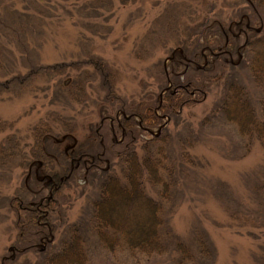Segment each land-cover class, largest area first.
Returning a JSON list of instances; mask_svg holds the SVG:
<instances>
[{
  "label": "rangeland",
  "instance_id": "374dc122",
  "mask_svg": "<svg viewBox=\"0 0 264 264\" xmlns=\"http://www.w3.org/2000/svg\"><path fill=\"white\" fill-rule=\"evenodd\" d=\"M247 5L246 0H0V83L17 76L6 87L12 90H0V120L12 123L0 131V148L12 134L21 152L0 164V264H47L45 257L58 250L74 223L80 224L84 239L83 264H176L173 244L162 257L151 259L110 254L88 223L90 202L103 178L94 173L103 167L118 173V153L138 149L160 130L172 133L171 155L179 150V138L189 137V131L198 135L188 147L193 164L176 161L185 170L175 174L167 205L169 226L193 256L188 264H209L199 254L196 228L214 250L211 264H262L264 146L221 118L201 124L230 80H239L253 95L262 91L248 76L244 53L241 63L239 52L208 63L207 50L195 48L199 57H191L188 50L208 35L216 43L223 32L221 22L235 23ZM248 13L242 16H249L260 28L258 34H264V24ZM173 52L208 66L202 72L186 61L176 66ZM187 80L206 91L176 115L161 114L155 107L171 81ZM150 108L161 123L144 128L134 116L139 126L132 125L131 136L113 121ZM44 123L51 128L46 145L53 166L42 171L28 154L33 127ZM70 151L100 157L102 166L81 163L62 176L59 194L51 199L49 218L55 229L41 237L24 213L18 214L15 199L29 203L52 197L38 181L46 182L50 170L71 166ZM146 193L156 197L148 186Z\"/></svg>",
  "mask_w": 264,
  "mask_h": 264
},
{
  "label": "trees",
  "instance_id": "16d2710c",
  "mask_svg": "<svg viewBox=\"0 0 264 264\" xmlns=\"http://www.w3.org/2000/svg\"><path fill=\"white\" fill-rule=\"evenodd\" d=\"M246 1L248 3L245 9L246 13H239L241 17L231 26L232 28L228 26L229 24L221 22L223 42L221 38H217L216 43H213L212 36L216 37L208 35L205 37L204 43L200 42L199 45H195L194 49L191 48V45L187 47L191 57L200 56L201 53L199 51L195 53L196 50H207L208 63L225 55L238 54V52V61L241 63L243 59L240 56L245 54L243 62L248 68V76L262 91V95H253L243 83L233 77L234 80H230L225 86L219 103L203 118L201 124L205 125L216 118H221L236 126L241 136L249 140L256 137L264 146V34H258L260 28L251 24L249 16H242L247 15L249 11L248 14L253 16L258 24H264V0ZM214 27L217 26L208 25V28ZM211 41L213 47L210 45ZM171 60L172 63H176V66L181 61H186L187 65L194 64L199 72L204 71L208 66L202 67L195 60H185L182 52H173ZM229 65L234 67L232 64ZM46 69L49 70L48 67ZM16 77L12 75L8 80L0 83V90L2 88H5L3 90L6 91L12 90V86L6 87L15 82ZM195 87V84L193 82L191 84L190 80H187L186 83L171 81V85L165 89L161 97V104L155 108L161 114L171 112V116L176 115L174 112L178 111L183 104L193 100L197 93L202 96L203 91H206L202 84L201 87ZM110 92L111 89L109 94L112 95ZM183 96L188 98L185 99ZM144 112L130 113L129 117H123L119 121L113 119V121L116 122L119 129H122V133L124 132L128 136L135 132L132 125L138 122L134 116H139L140 123L142 122L141 125L144 128L157 126L161 123V118L155 114L152 108L148 111L146 109ZM11 125L10 122L0 120V131ZM136 125L139 126V122ZM32 130L33 142L29 148L28 157L31 162L36 164L37 168L43 171L48 166H53L46 145V137L49 136L51 128L44 123L36 125ZM143 130L141 129V131ZM171 135L172 133L161 130L159 134L143 141L138 149L132 147L118 153V161L121 164L118 173L114 172L112 168L105 170L104 167L103 170L94 173L93 176L98 178L103 175V178L99 183L95 197L90 202L88 223L94 230L101 246L110 254L126 253L131 257L138 254L145 259H151L162 257L168 251L170 244H173L176 257H178L176 264L192 262L190 260L193 256L190 254L189 247L174 234L168 224L167 211L169 208L167 205L172 202L171 189L177 183L175 174L183 173L185 170L178 166L176 161L193 164L188 147L192 140L198 138V135L189 131V137L179 138L177 144L179 150L175 155H171L169 151V143L173 139ZM4 140L5 145L0 148V164L9 157L16 158L21 154L14 135L5 136ZM248 145L249 142H245V148ZM67 157L72 159L71 166L64 167L58 172L50 170L46 182L38 181L39 184H42V188L53 192L52 197L45 200L39 198L36 202L29 203H22L15 199L18 214L23 212L28 223L38 228L37 234L41 237L52 234L55 229L49 218L53 210L51 199L61 187L62 176H67L74 165L83 163L100 168L102 165L99 164L103 161L100 157L87 156L84 152L76 151H70ZM59 173L64 175L60 176ZM147 186L156 190V197L146 193ZM66 234L67 236L61 240L58 250L45 257L47 264H83L85 262L86 253L84 252V239L80 233V224H71ZM195 241L199 254L206 257V261L211 264L214 259V250L206 235L197 228L195 229ZM261 261L264 264V259Z\"/></svg>",
  "mask_w": 264,
  "mask_h": 264
},
{
  "label": "bare ground",
  "instance_id": "6f19581e",
  "mask_svg": "<svg viewBox=\"0 0 264 264\" xmlns=\"http://www.w3.org/2000/svg\"><path fill=\"white\" fill-rule=\"evenodd\" d=\"M248 23H249V22H248ZM228 24H229L228 26H229L230 28H232L231 26L234 25V22H233V21H230ZM238 35H240V34H238ZM225 52L227 53V51H225ZM225 52H224V53H225ZM206 65H207V62H205V63L202 64L201 66L203 67V66H206Z\"/></svg>",
  "mask_w": 264,
  "mask_h": 264
}]
</instances>
